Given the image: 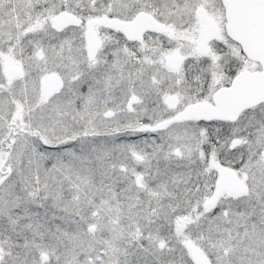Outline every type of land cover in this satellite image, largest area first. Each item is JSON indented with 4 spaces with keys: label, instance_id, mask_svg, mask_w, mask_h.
I'll use <instances>...</instances> for the list:
<instances>
[{
    "label": "snow or ice",
    "instance_id": "snow-or-ice-1",
    "mask_svg": "<svg viewBox=\"0 0 264 264\" xmlns=\"http://www.w3.org/2000/svg\"><path fill=\"white\" fill-rule=\"evenodd\" d=\"M0 264H264V0H0Z\"/></svg>",
    "mask_w": 264,
    "mask_h": 264
}]
</instances>
